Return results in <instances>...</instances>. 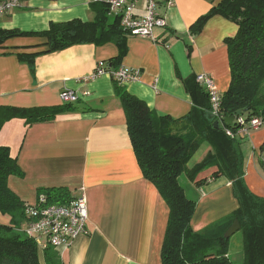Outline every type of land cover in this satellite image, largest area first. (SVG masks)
<instances>
[{
	"label": "crops",
	"instance_id": "1",
	"mask_svg": "<svg viewBox=\"0 0 264 264\" xmlns=\"http://www.w3.org/2000/svg\"><path fill=\"white\" fill-rule=\"evenodd\" d=\"M95 1L24 0L23 6L0 16V29L35 33L51 23L89 22L96 15ZM221 1L174 0L168 5L157 0L166 24L154 27L151 37L120 30L108 40L36 55L31 64L18 53L45 49L43 37L12 36L0 42V145L9 149L23 172V177L8 178L9 188L27 204L44 187H66L70 198L84 195L86 199L89 232L57 249L62 264H162L168 206L137 163L117 87L142 100L156 115L173 119L199 109L198 102L206 104V98L196 94L194 100L189 91L198 74L209 75L219 93L225 92L231 80L227 39L234 37L238 26L211 12ZM144 6L143 1L136 3L135 12L142 14ZM106 24V30L114 24L119 27L109 11ZM99 65L109 70L138 68L141 75L124 84L109 74L91 77ZM66 89L88 94H81L70 109L57 111L48 121L27 124L22 116H10L18 109L63 107L68 103H62L59 94ZM236 138L243 154L244 183L264 197L259 151L264 124ZM209 152L213 147L205 140L187 167L193 168ZM215 170L206 169L189 180L198 196L190 221L193 231L226 218L238 207L230 181L213 177ZM197 180H203L200 186H195ZM9 222L10 217L0 213V223ZM229 246L230 239L231 257ZM38 252L44 264L41 249ZM234 252L242 264V239Z\"/></svg>",
	"mask_w": 264,
	"mask_h": 264
},
{
	"label": "trees",
	"instance_id": "2",
	"mask_svg": "<svg viewBox=\"0 0 264 264\" xmlns=\"http://www.w3.org/2000/svg\"><path fill=\"white\" fill-rule=\"evenodd\" d=\"M93 6L96 15L92 21L51 23L48 29L35 33L0 29V42L12 36L43 37L45 49L18 53L20 59L31 64L36 55L75 44L108 40L120 30L126 32L116 24L105 29L108 27L107 0L95 1ZM211 12H219L238 26L234 37L227 39L231 80L228 89L221 94L222 120L217 121L212 116L208 94L197 83L188 90L194 100L196 94L206 98V104L198 102L199 109L192 108L182 119L156 115L142 100L120 86L117 96L142 174L153 183L168 206L162 264H233L227 254L230 237L225 238L224 232L235 219L243 240L242 264H264V197L253 194L244 183L243 154L236 138L248 133L237 134L240 127L237 123L226 125L224 122L225 117L240 115L246 121L260 118L264 124V0H222ZM205 18L197 21L195 30L200 29ZM71 106L68 103L60 108L18 109L10 116H22L31 124L51 120L57 111ZM214 121H217L216 127ZM226 128L235 135L228 136ZM205 140L210 142L213 152L189 169L188 160ZM259 151L263 153L260 163L264 168V142ZM212 167H216L213 177L224 176L230 181L238 207L226 218L193 231L190 221L198 196L190 198L186 194L179 176L184 174L194 181L200 172ZM10 176L23 177V172L9 149L0 145V213L10 217L9 225L0 223V264H41L35 240L24 232L29 221L25 212L27 203L9 188ZM202 181L197 180L195 186H200ZM40 194L46 197L47 204L66 203L71 199L66 187L38 188L37 196ZM41 252L44 264H62L56 248L47 245Z\"/></svg>",
	"mask_w": 264,
	"mask_h": 264
},
{
	"label": "built area",
	"instance_id": "3",
	"mask_svg": "<svg viewBox=\"0 0 264 264\" xmlns=\"http://www.w3.org/2000/svg\"><path fill=\"white\" fill-rule=\"evenodd\" d=\"M143 1L142 14L135 12L136 3ZM166 4H173L174 0H164ZM24 0H0V16L23 6ZM109 12L116 16L119 25L126 32L139 37H151L154 27L165 26V18L158 13L157 0H107ZM109 74L119 84L138 80L141 71L138 68L118 67L109 70L101 65L96 66L91 77ZM196 82L200 84L208 94L211 114L217 121L222 120L220 111L221 93L216 89L212 78L201 73L196 76ZM88 92L78 93L73 90H63L59 94L62 103H74L82 95ZM233 122L240 127L238 133H249L263 125L260 118L252 117L246 121L243 117L235 116ZM232 122V123H233ZM228 136H234L231 129L226 128ZM29 221L24 232L35 240L39 249L47 245L53 248L67 247L74 238L79 235H87V203L84 195L71 198L66 203L47 204L46 197L40 194L33 203H29L25 209Z\"/></svg>",
	"mask_w": 264,
	"mask_h": 264
},
{
	"label": "rangeland",
	"instance_id": "4",
	"mask_svg": "<svg viewBox=\"0 0 264 264\" xmlns=\"http://www.w3.org/2000/svg\"><path fill=\"white\" fill-rule=\"evenodd\" d=\"M179 182L185 188V192L190 198L192 196H196L197 195V193L195 191V188L192 189V184L190 183V181L188 180V178L184 174H181L179 176ZM241 239H242V237H241L240 231H236L230 236V246H229L230 250H229V253L232 254L231 255V260L233 261V264H241V261H240L239 257L234 255L235 249H236V252H237L239 250V248H240Z\"/></svg>",
	"mask_w": 264,
	"mask_h": 264
},
{
	"label": "water",
	"instance_id": "5",
	"mask_svg": "<svg viewBox=\"0 0 264 264\" xmlns=\"http://www.w3.org/2000/svg\"><path fill=\"white\" fill-rule=\"evenodd\" d=\"M241 111H237V114H240ZM234 116H229V117H225L224 118V122L226 125H231L233 122ZM214 126H217V122H214ZM240 228V225L238 223V221L235 219L231 225L227 228V230L224 232V237L228 238L230 237L234 232L238 231Z\"/></svg>",
	"mask_w": 264,
	"mask_h": 264
}]
</instances>
